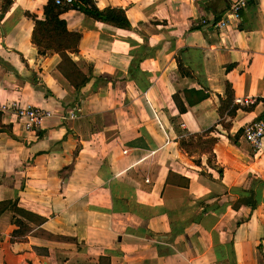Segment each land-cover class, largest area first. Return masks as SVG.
Masks as SVG:
<instances>
[{
	"label": "crops",
	"instance_id": "crops-1",
	"mask_svg": "<svg viewBox=\"0 0 264 264\" xmlns=\"http://www.w3.org/2000/svg\"><path fill=\"white\" fill-rule=\"evenodd\" d=\"M46 1L0 16V103L52 113L33 132L0 114V264H264V139L241 136L264 118V0L218 30L197 21L235 0H93L129 28L65 10L69 62L31 43Z\"/></svg>",
	"mask_w": 264,
	"mask_h": 264
},
{
	"label": "trees",
	"instance_id": "trees-1",
	"mask_svg": "<svg viewBox=\"0 0 264 264\" xmlns=\"http://www.w3.org/2000/svg\"><path fill=\"white\" fill-rule=\"evenodd\" d=\"M10 3L11 0H0V16L8 8ZM69 8L75 9L86 16L102 20L103 22L113 25L117 28H129V24L121 9L107 8L103 11H99L95 7L93 0H73L70 5L55 4L54 0H47L42 6L43 18L41 20L33 18L30 40L31 43L36 47L38 54L42 55L48 51L58 52L61 57H63L64 61L69 62L68 53H74L77 51L79 34L77 32L67 31L64 21L59 17L62 12ZM85 81L86 78L82 77L77 84L81 85ZM186 97V101L188 104H193L195 102L189 97V95H187ZM200 98L202 97L197 96L196 101L200 100ZM175 131L179 134V147L185 151L187 150L186 148L189 145L186 147V144H184V135H182L181 132L185 134V138L187 139L190 137L197 138L201 135L189 134L184 130L176 129V127ZM261 181L262 180H257L258 184H262ZM258 191L259 188H250L248 192L243 191L239 200L243 203V205L249 208H254L258 199ZM9 209L14 210L15 206H10ZM20 227V232H24L27 230L26 226L20 225Z\"/></svg>",
	"mask_w": 264,
	"mask_h": 264
},
{
	"label": "built area",
	"instance_id": "built-area-1",
	"mask_svg": "<svg viewBox=\"0 0 264 264\" xmlns=\"http://www.w3.org/2000/svg\"><path fill=\"white\" fill-rule=\"evenodd\" d=\"M246 0H235L224 11L222 16L211 24L205 19H199L197 24L200 27H215L217 30L226 26L230 22L237 21L239 19L240 11L245 6ZM73 0H54L55 4H67L70 5ZM237 102L243 105L252 104L251 98L245 97L237 99ZM77 105L72 106L64 115L60 116L62 119L73 118L77 114ZM8 114L13 117L14 122L19 124L24 131L33 132L40 129L43 121L49 118L52 113L48 110L35 107V106H21L16 101H10L7 103H0V114ZM241 136L250 146L253 151H259L262 147V140L264 139V118L253 119L242 126ZM125 152V150H122Z\"/></svg>",
	"mask_w": 264,
	"mask_h": 264
},
{
	"label": "rangeland",
	"instance_id": "rangeland-1",
	"mask_svg": "<svg viewBox=\"0 0 264 264\" xmlns=\"http://www.w3.org/2000/svg\"><path fill=\"white\" fill-rule=\"evenodd\" d=\"M182 135H184V138H183V141H184V144H186V151L187 153H190V152H207L209 150V145H210V140L209 139H206V141L204 140H201V136L200 135L199 137H190V138H185V134L183 132H181ZM185 151V150H184ZM185 151V152H186ZM197 160V159H195Z\"/></svg>",
	"mask_w": 264,
	"mask_h": 264
}]
</instances>
